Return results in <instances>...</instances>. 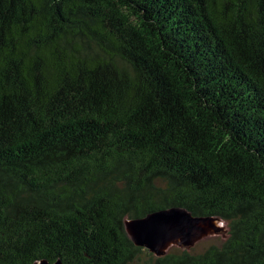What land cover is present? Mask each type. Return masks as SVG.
<instances>
[{
  "label": "trees",
  "instance_id": "1",
  "mask_svg": "<svg viewBox=\"0 0 264 264\" xmlns=\"http://www.w3.org/2000/svg\"><path fill=\"white\" fill-rule=\"evenodd\" d=\"M230 236L156 256L126 217ZM264 264V0H0V264Z\"/></svg>",
  "mask_w": 264,
  "mask_h": 264
},
{
  "label": "water",
  "instance_id": "2",
  "mask_svg": "<svg viewBox=\"0 0 264 264\" xmlns=\"http://www.w3.org/2000/svg\"><path fill=\"white\" fill-rule=\"evenodd\" d=\"M126 230L136 245L146 247L156 256H164L178 247L192 250L210 236H230L228 221L220 216L194 215L181 206L154 210L142 217H126ZM34 264H69L61 258L50 261L39 259Z\"/></svg>",
  "mask_w": 264,
  "mask_h": 264
},
{
  "label": "rangeland",
  "instance_id": "3",
  "mask_svg": "<svg viewBox=\"0 0 264 264\" xmlns=\"http://www.w3.org/2000/svg\"><path fill=\"white\" fill-rule=\"evenodd\" d=\"M222 240H223V237L221 235L210 236V237L203 239L202 241L198 242L195 245V247H193L192 249H195L196 251H201V250L207 248L212 243L219 244L220 242H222Z\"/></svg>",
  "mask_w": 264,
  "mask_h": 264
}]
</instances>
